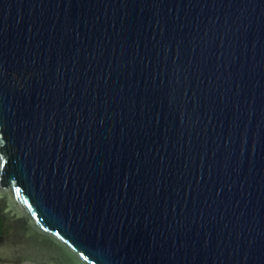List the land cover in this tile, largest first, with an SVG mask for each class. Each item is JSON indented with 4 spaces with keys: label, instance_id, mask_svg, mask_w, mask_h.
Masks as SVG:
<instances>
[{
    "label": "water",
    "instance_id": "water-1",
    "mask_svg": "<svg viewBox=\"0 0 264 264\" xmlns=\"http://www.w3.org/2000/svg\"><path fill=\"white\" fill-rule=\"evenodd\" d=\"M0 264H264V0H0Z\"/></svg>",
    "mask_w": 264,
    "mask_h": 264
},
{
    "label": "trees",
    "instance_id": "trees-1",
    "mask_svg": "<svg viewBox=\"0 0 264 264\" xmlns=\"http://www.w3.org/2000/svg\"><path fill=\"white\" fill-rule=\"evenodd\" d=\"M8 223L7 227L4 226V223ZM10 218L8 215V210L3 209V207L0 205V235H2L3 230H7V228L10 227ZM31 264V263H27Z\"/></svg>",
    "mask_w": 264,
    "mask_h": 264
},
{
    "label": "flooded vegetation",
    "instance_id": "flooded-vegetation-1",
    "mask_svg": "<svg viewBox=\"0 0 264 264\" xmlns=\"http://www.w3.org/2000/svg\"><path fill=\"white\" fill-rule=\"evenodd\" d=\"M3 207V206H2ZM3 209H4V207H3ZM7 225H8V223H4V226L5 227H7ZM10 230H11V228L9 227V228H7V230H3V232H2V235H0V236H6V235H8L9 233H10Z\"/></svg>",
    "mask_w": 264,
    "mask_h": 264
}]
</instances>
